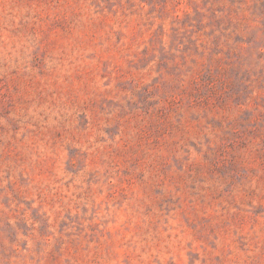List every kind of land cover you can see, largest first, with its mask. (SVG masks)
I'll use <instances>...</instances> for the list:
<instances>
[{"label":"rangeland","instance_id":"1","mask_svg":"<svg viewBox=\"0 0 264 264\" xmlns=\"http://www.w3.org/2000/svg\"><path fill=\"white\" fill-rule=\"evenodd\" d=\"M0 264H264V0H0Z\"/></svg>","mask_w":264,"mask_h":264}]
</instances>
